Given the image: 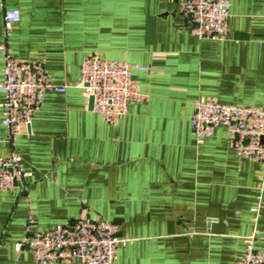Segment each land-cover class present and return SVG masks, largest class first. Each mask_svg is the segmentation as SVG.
Masks as SVG:
<instances>
[{
    "label": "crops",
    "instance_id": "0c3cea01",
    "mask_svg": "<svg viewBox=\"0 0 264 264\" xmlns=\"http://www.w3.org/2000/svg\"><path fill=\"white\" fill-rule=\"evenodd\" d=\"M182 3L4 0L21 14L13 55L43 60L67 90L45 93L14 146L5 141L0 91V156L16 151L30 173L0 192V264H36L16 249L29 219L31 233L81 213L117 223L129 239L114 264H234L254 232L264 251V205L257 217L251 211L261 165L237 155L226 127L202 142L191 127L198 98L264 110V0H230L221 41L195 35ZM3 36L0 4V45ZM93 52L136 65L132 82L148 97L115 125L90 109L80 87ZM2 67L0 51V81Z\"/></svg>",
    "mask_w": 264,
    "mask_h": 264
},
{
    "label": "built area",
    "instance_id": "2783aa9c",
    "mask_svg": "<svg viewBox=\"0 0 264 264\" xmlns=\"http://www.w3.org/2000/svg\"><path fill=\"white\" fill-rule=\"evenodd\" d=\"M3 7L4 38L0 45L3 56L0 91L5 95L2 123L7 128L5 141L11 146L21 130L42 105L47 91L65 92L67 86L51 81L43 60L35 63L15 57L9 47L14 26L20 21L18 9ZM182 10L198 26L193 33L201 39L221 41L229 32L230 0H183ZM136 65L111 60L93 52L83 58L80 87L93 96L95 110L106 123L115 125L127 113L131 103L147 100L132 82ZM149 70L147 68H141ZM220 126L226 127L232 147L240 158L261 165L256 202L251 211L257 217L264 205V110L256 106H237L215 99L194 101L191 127L198 142L212 136ZM29 172L16 151L0 156V192L25 181ZM32 219L25 224L27 233L16 243L18 251L29 250L36 264L79 260L83 264H114L118 248L129 239L120 237L119 225L81 213L74 219L45 231L29 232ZM256 233L245 238V250L234 264H264V251L255 248Z\"/></svg>",
    "mask_w": 264,
    "mask_h": 264
},
{
    "label": "water",
    "instance_id": "95a60500",
    "mask_svg": "<svg viewBox=\"0 0 264 264\" xmlns=\"http://www.w3.org/2000/svg\"><path fill=\"white\" fill-rule=\"evenodd\" d=\"M190 21L192 23V27H197L198 26V24L195 21H193L191 17H190ZM93 105H94V98H93V96H90V98H89V107H90V109H93Z\"/></svg>",
    "mask_w": 264,
    "mask_h": 264
}]
</instances>
